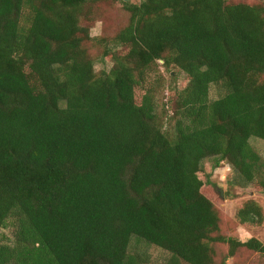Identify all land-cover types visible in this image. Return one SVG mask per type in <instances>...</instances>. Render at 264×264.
Masks as SVG:
<instances>
[{
	"label": "trees",
	"instance_id": "1",
	"mask_svg": "<svg viewBox=\"0 0 264 264\" xmlns=\"http://www.w3.org/2000/svg\"><path fill=\"white\" fill-rule=\"evenodd\" d=\"M102 0H0V264H154L133 238L170 253L164 264H216L217 244L264 256V242L220 233L202 161L225 162L238 185L264 190V4L122 0L120 55L96 72L81 24ZM163 60L187 75L163 129L152 88ZM211 85L224 89L209 97ZM234 219L264 220L254 200Z\"/></svg>",
	"mask_w": 264,
	"mask_h": 264
},
{
	"label": "rangeland",
	"instance_id": "2",
	"mask_svg": "<svg viewBox=\"0 0 264 264\" xmlns=\"http://www.w3.org/2000/svg\"><path fill=\"white\" fill-rule=\"evenodd\" d=\"M127 1L138 4L141 0ZM227 1L264 4V0ZM129 17L130 13L124 7L122 0H102L92 7V13L88 15V18H82L81 24L89 30L92 38L88 45L89 53L94 59L96 72L108 71L112 66L111 56L104 58V51L108 50L120 55L127 52L125 46L116 47L114 45L113 37L128 24ZM151 70L148 72L146 81L136 87V100L137 102L141 101L144 88H152L155 92L157 113L162 119L163 129L171 133L173 120L170 115L173 112V101L177 92L184 88L187 75L174 66L166 68L163 65V60H158L153 64ZM223 93V88L211 85L209 97L214 100ZM250 142L264 161V140L252 138ZM201 164L199 176L204 181L203 189L207 196L214 201L220 213V233L240 241L255 237L264 242V220L257 227H245L234 219L236 208L248 200L257 202L264 212V190L251 185L241 186L234 183L232 170L225 162L216 165L215 158H206ZM2 234L9 235V230L1 229L0 240ZM216 249L218 251L216 264H219L227 252V245L217 244ZM130 252L138 253L148 263L154 264H164L170 255L168 251L136 238L131 241ZM226 264H264V256L239 248L233 257L226 260Z\"/></svg>",
	"mask_w": 264,
	"mask_h": 264
}]
</instances>
